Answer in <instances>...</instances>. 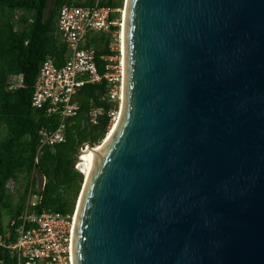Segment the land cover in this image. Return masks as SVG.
Returning <instances> with one entry per match:
<instances>
[{"label":"water","instance_id":"95a60500","mask_svg":"<svg viewBox=\"0 0 264 264\" xmlns=\"http://www.w3.org/2000/svg\"><path fill=\"white\" fill-rule=\"evenodd\" d=\"M125 6L120 116L73 264H264V0Z\"/></svg>","mask_w":264,"mask_h":264},{"label":"trees","instance_id":"16d2710c","mask_svg":"<svg viewBox=\"0 0 264 264\" xmlns=\"http://www.w3.org/2000/svg\"><path fill=\"white\" fill-rule=\"evenodd\" d=\"M122 6V0H0V240L14 241L11 220H18L30 192L40 198L31 210L54 209L73 213L84 181V173L75 167L83 144H100L111 125L108 111L118 106L109 95L105 79L87 81L73 97L78 108L66 121L63 142L43 144L35 162L42 128L53 131L60 121L58 112L32 104L35 82L47 56L57 66L64 64L68 48L58 34V15L62 6ZM119 15L112 13L111 16ZM93 32L89 44L95 45L98 72H105L104 56L118 53L110 44L118 38L114 32ZM20 84L11 87V81ZM103 111L92 121L91 111ZM35 170L43 182L37 186ZM13 183V187L9 186ZM10 250L0 243V264H14Z\"/></svg>","mask_w":264,"mask_h":264},{"label":"built area","instance_id":"2783aa9c","mask_svg":"<svg viewBox=\"0 0 264 264\" xmlns=\"http://www.w3.org/2000/svg\"><path fill=\"white\" fill-rule=\"evenodd\" d=\"M112 13L119 15L112 17ZM122 13L120 7L98 4L94 6L65 4L61 7L58 15V34L68 48V57L61 66H57L51 56L45 58L32 97L33 106L36 108L46 106L49 113L58 112L60 121L53 131L44 128L40 130L41 143L38 145L35 162L43 144L52 145L65 140L66 121L78 108L73 97L85 82H96L101 79L107 81L110 98L118 101V106L111 108L108 115L111 125L117 121L123 96L124 63L120 40L123 27ZM114 26H119V31L113 33L114 36L118 34V38L110 44V49L118 50V53L104 56L105 72L101 75L95 61L96 48L95 45L89 44L88 36L93 32H107ZM20 82L13 80L10 86L15 87ZM102 111L101 108L92 109V121L96 122ZM86 147L87 143L80 149L84 151ZM75 167L83 172L79 160ZM31 195L37 196V200L32 201ZM39 198L36 193L30 192L18 220H11L16 239L9 242L0 240V243L10 250L15 260L14 264H72L74 213H62L54 209L41 212L31 210L30 206L35 205Z\"/></svg>","mask_w":264,"mask_h":264},{"label":"bare ground","instance_id":"6f19581e","mask_svg":"<svg viewBox=\"0 0 264 264\" xmlns=\"http://www.w3.org/2000/svg\"><path fill=\"white\" fill-rule=\"evenodd\" d=\"M125 9H126V6H125V8H124V10H123V23H122V26L124 25V17H125ZM122 40H123V30H122ZM122 53H123V48H122ZM123 63H124V57H123ZM119 116H120V114H119ZM119 118V117H118ZM118 120V119H117ZM117 122V121H116ZM116 122L112 125V128H110V132H112L113 131V129H114V127H115V125H116ZM110 134V133H109ZM92 149H94V150H92ZM98 150V147L97 146H95V147H92V148H87V149H85L84 151H82L81 153H83L82 155H81V157H80V159H79V161L82 163V166H83V173H84V175L87 177L88 176V174H89V171H90V167H91V164H92V159H93V157H94V154H95V152ZM84 176V177H85ZM83 191V190H82ZM81 194H82V192H81ZM80 197H81V195H80ZM80 200V199H79ZM76 211H77V209L73 212L74 213V219H75V215H76ZM71 255H72V243H71ZM72 264H73V259H72Z\"/></svg>","mask_w":264,"mask_h":264},{"label":"rangeland","instance_id":"374dc122","mask_svg":"<svg viewBox=\"0 0 264 264\" xmlns=\"http://www.w3.org/2000/svg\"><path fill=\"white\" fill-rule=\"evenodd\" d=\"M125 1L126 0H122V6H121V8H122V11L124 10V8H125ZM123 14V13H122ZM120 40H121V38H120ZM19 81V80H18ZM114 126V125H113ZM110 128H112V125H110ZM110 128H109V131L108 132H110ZM99 145V144H98ZM98 145H96V146H98ZM93 147H95V146H93ZM92 150H94V149H92ZM81 155L83 154V153H80ZM81 157V156H80ZM35 173V176H36V178H37V186H38V188H40L41 187V185H42V182H43V180H42V178H41V176L39 175V173L37 172V171H35L34 172ZM85 176V175H84ZM12 185H13V183H11L10 184V186L12 187ZM81 191V190H80ZM79 194H80V192H79ZM37 196H34V195H31V199H32V201H36L37 200ZM76 204H77V202H76ZM75 211V210H74Z\"/></svg>","mask_w":264,"mask_h":264}]
</instances>
